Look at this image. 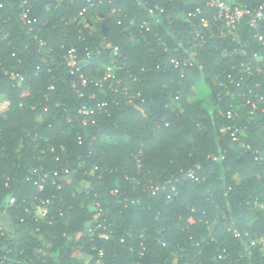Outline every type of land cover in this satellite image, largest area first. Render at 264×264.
Here are the masks:
<instances>
[{"label":"trees","instance_id":"obj_1","mask_svg":"<svg viewBox=\"0 0 264 264\" xmlns=\"http://www.w3.org/2000/svg\"><path fill=\"white\" fill-rule=\"evenodd\" d=\"M28 1L31 26L20 19L23 0H0V103H10L0 117V216L6 219V226L0 222V264H95L101 250L104 264H264V249L244 245L264 236V183L257 177L264 164L255 160V153L264 155V113L258 109L251 121L246 104L250 99L264 107L255 97L264 94V47L255 33L242 25L238 43L216 32L201 52L202 69H189L183 79L163 43L174 49L190 40L185 16L200 5L196 0ZM232 3L250 7L264 0ZM155 6L173 22L141 32V23L150 21L147 8ZM244 44L260 53L252 69L261 72L250 78L245 59L223 54ZM113 47L120 49L118 71L131 101L107 83L92 82L105 77ZM72 48L85 60L88 87L70 72L65 57ZM202 79L210 93L200 100L193 88ZM103 102L109 107L96 116L97 126H84L80 108ZM230 110L238 112L235 121L227 118ZM228 127L239 129V143L222 131ZM197 167L205 180L187 179ZM40 168L71 174L61 189L50 184L40 193L28 180ZM36 198L51 200L50 223L30 208L39 204ZM100 219L108 241L99 238L102 229L88 237ZM80 245L88 263L76 254Z\"/></svg>","mask_w":264,"mask_h":264},{"label":"built area","instance_id":"obj_2","mask_svg":"<svg viewBox=\"0 0 264 264\" xmlns=\"http://www.w3.org/2000/svg\"><path fill=\"white\" fill-rule=\"evenodd\" d=\"M195 1V0H193ZM200 5L194 10L189 12L185 16V21L190 25L189 36L190 40H184L175 45V48H170L166 43H163L165 48V52L172 55L171 57V64L174 69L180 72L181 78L185 79L187 72L191 68L198 67L202 69V65L200 63V55L204 47L207 45V42L210 39L215 37V33L218 32L221 38H232V41L238 42L240 40V36L238 34V29L242 25L247 26L250 28L255 34L253 38L257 40L263 47H264V3L257 5V6H239L233 5V0H196ZM91 6L95 5L96 2L102 3L101 0H88ZM23 10L20 14V19L23 24L26 26H31L33 23V6L29 3L28 0H23ZM205 7V10H204ZM4 8V4L0 2V11ZM88 8H84L82 12L78 14L77 18H83L86 14ZM148 15L150 17V21H144L140 25V31L151 33L153 32L152 23L155 26H161L164 24V20L168 21L170 24L173 22L174 18H171L170 15H167L166 10L159 6L155 7H148ZM121 9H113L112 14H116L120 12ZM203 13L210 14V18L204 16ZM200 16V17H199ZM195 19H198L195 22ZM118 24L121 25L122 21H118ZM153 25V26H154ZM161 41V40H160ZM239 43V42H238ZM41 45L45 46V43L41 41ZM109 47V46H108ZM110 48V47H109ZM223 54L225 57H241L245 59L246 63L242 65L246 71L247 78L254 77L256 73L261 72L260 68H256L255 71L252 69V60H257L260 57V53L253 50H248L247 44L241 45L239 48L229 51L227 48H224ZM112 58L111 65H108L106 68V74L103 79H94L92 82H95L96 86L104 87L105 83L108 84V87L113 92L119 93L121 92L129 101L132 100L134 97L128 96L129 92L126 87L123 86L122 79L119 75V71L122 67V55L120 52L119 47H113L110 53ZM66 60L68 67H70V72L72 75H79V83H81L82 87H88L90 80L84 74L81 73L85 60H79L77 50L72 48L68 54L66 55ZM90 55L88 54V59ZM120 64V65H119ZM17 77L12 75V79L15 80ZM226 78L234 82L233 77L231 75H227ZM18 79V78H17ZM242 79V78H241ZM20 81H23V77H19ZM224 89L228 90L227 86L224 83H220ZM259 84H256V87H259ZM73 88L77 90V85L74 83ZM55 90L54 86L49 88V91ZM229 91V90H228ZM253 91L250 90V94ZM228 94H230L228 92ZM83 97V95H81ZM140 96V95H138ZM257 99L261 102H264V94L258 96L255 95ZM182 98V92H178L177 96L175 97V101H180ZM0 106V117L4 115L9 110L10 103L3 102ZM246 104L250 106V117L249 120L257 121L256 111L258 109L264 113V107L260 109L255 101L248 99ZM109 107L107 102L98 103L93 107L84 105L80 108L79 114L83 117V125L86 127L89 126H97L96 116L102 112L103 110L107 111ZM184 110H181L183 113ZM107 113V112H106ZM239 117L238 112L230 110L227 112V118L235 121L236 118ZM168 125V124H167ZM223 132L231 133V138L233 143H239L240 138L238 136L239 129L235 127H228L222 130ZM79 145L83 144V140L79 137ZM245 149L251 150L250 146L242 145ZM53 150V149H52ZM64 150V149H63ZM224 159L223 156L220 157ZM219 158L214 157V160H218ZM255 160L259 163L264 164V155H259L255 153ZM200 167L196 169H191L187 172L186 178L195 182H200L201 180H205L203 176L200 175ZM71 174L69 169H64L62 172L54 171L51 173H45L42 168L40 169H33L30 171V175L28 180L33 183V185L38 189L41 193L46 189V186L52 185L61 189V183L64 182L62 178L67 177ZM259 180H262L264 183V173L257 176ZM9 186V183L6 184ZM160 188H154V192H157ZM173 192H175V188H173ZM171 197V194L169 198ZM36 201H39V204H30V208H34L37 210L40 218L43 221H50L49 214L53 209L51 200L47 199H39L36 198ZM17 203L16 197H11L9 199V206H15ZM99 208L100 205H97ZM261 208L264 209V204L260 205ZM29 211V210H27ZM98 216L100 212H98ZM23 222V220H22ZM190 222H194L190 219ZM50 223V222H49ZM103 230L100 233L99 238L105 241L110 239V234L106 232L108 226L105 223V220L100 219L95 225H91L88 230L87 234L88 237L93 240L96 232ZM1 230V228H0ZM233 235L236 239L243 240V235L237 230L234 229ZM244 236H248L245 234ZM244 245L248 249L251 248H262L264 249V236L260 237L256 240H250V243L247 244L244 242ZM93 249H96L95 247ZM251 252H248L250 255ZM104 251H99V259L96 261L95 264H104L103 263ZM223 255H220L219 258H223Z\"/></svg>","mask_w":264,"mask_h":264},{"label":"rangeland","instance_id":"obj_3","mask_svg":"<svg viewBox=\"0 0 264 264\" xmlns=\"http://www.w3.org/2000/svg\"><path fill=\"white\" fill-rule=\"evenodd\" d=\"M193 91L196 92V97L200 100L202 99H206V97L209 96L210 93V87L206 84L205 80H200L199 82H197L195 88H193ZM3 104H0V106ZM236 181H240L241 178L236 175L234 176ZM67 177L62 178L63 181H66ZM69 180V179H68ZM67 180V181H68ZM5 216L2 215L0 216V222H2V224H4V226H6L5 222ZM47 245H49L48 243H46ZM76 254L81 255L83 257V259L86 261V263L89 262L90 257L87 255V253L85 252V248L83 245H80L77 247L76 249Z\"/></svg>","mask_w":264,"mask_h":264},{"label":"water","instance_id":"obj_4","mask_svg":"<svg viewBox=\"0 0 264 264\" xmlns=\"http://www.w3.org/2000/svg\"><path fill=\"white\" fill-rule=\"evenodd\" d=\"M102 28L107 31V27L105 25H103Z\"/></svg>","mask_w":264,"mask_h":264}]
</instances>
